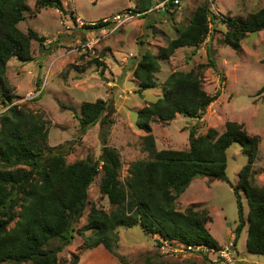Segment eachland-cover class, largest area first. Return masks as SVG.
I'll use <instances>...</instances> for the list:
<instances>
[{"label":"rangeland","instance_id":"374dc122","mask_svg":"<svg viewBox=\"0 0 264 264\" xmlns=\"http://www.w3.org/2000/svg\"><path fill=\"white\" fill-rule=\"evenodd\" d=\"M62 1L67 12L43 8L37 0H27L29 10L18 27L24 32L34 29L46 40L43 46L37 40L32 41L31 62L24 63L16 57L8 62L7 76L15 98L12 103L7 102L0 90V117L12 104L40 114L49 132V145L54 147L53 152L65 154L67 163L88 157L99 159L106 138L107 145L120 153V179L125 181L136 161L151 158L144 142L148 133L137 125L138 111L162 97L164 82L172 72L204 65L202 86L210 95L220 92L219 97L200 118L177 114L171 121L153 120L156 147L188 149L192 128H196L197 135H204L210 129L223 132L227 121L242 123L250 134L260 137L252 171L255 183L264 185V29L248 33L236 50L226 43L227 29L221 21L223 16L247 20L264 8V0H182L178 5L171 0H153L152 7L145 11L144 0ZM206 2L218 16L217 25L210 23L211 31L199 46H184L169 59H160L161 69L155 75L158 86L140 93L134 69L143 54L150 51L159 56L160 48L175 39L197 7ZM127 9L141 15L109 34L78 26L79 19L86 23L104 17L111 19ZM209 53L219 71L209 64ZM30 92L38 95L29 99ZM98 99L112 106L106 113L109 121H100L84 132L80 125L81 106L85 101ZM227 154L226 179L195 178L178 198L176 208L184 211L193 205L211 216L206 226L221 248L230 247L229 264H264V254H253L247 249L249 203L240 185L246 225L234 244V230L239 222L234 187L248 156L238 142L228 148ZM101 178L102 172L89 188L84 215L74 224L71 242L58 253L61 261L75 264L72 259L77 256L76 264H221L217 249L203 245L199 252L184 251L181 241L147 233L140 225L117 228L114 252L103 245L82 247L93 234L86 227L91 207L107 212L114 209L101 193Z\"/></svg>","mask_w":264,"mask_h":264},{"label":"trees","instance_id":"16d2710c","mask_svg":"<svg viewBox=\"0 0 264 264\" xmlns=\"http://www.w3.org/2000/svg\"><path fill=\"white\" fill-rule=\"evenodd\" d=\"M37 4L67 12L62 0H37ZM152 4L153 0H144V11ZM28 10L27 0H0V90L9 103L15 95L7 76L8 62L13 57L31 62L32 41L37 40L43 46L46 40L34 29L24 32L18 27ZM221 21L227 29L226 43L239 50L248 33L264 29V8L247 20L223 16ZM210 23L216 26L218 16L206 2L197 7L189 23L178 30L177 37L160 48L159 56L145 52L134 69L140 93L158 86L155 75L161 69L159 60L169 59L178 48L199 46L211 31ZM208 57L209 64L219 71L210 53ZM202 67L172 72L164 82L162 97L138 111L137 125L148 133L144 142L151 158L136 161L125 181L120 179V153L107 145L106 138L99 159L88 157L67 163L65 154L53 152L54 147L49 145V132L42 116L10 105L0 117V263L67 264L59 259L58 253L71 242L74 224L83 217L89 188L100 172L101 193L114 209L107 212L91 207L86 227L93 234L82 247L103 245L114 252L117 228L140 225L147 233L159 234L163 239L221 248L206 226L211 221L206 211L193 205L181 211L176 204L195 178L226 179L227 150L234 142L240 143L248 156L234 187L239 212L234 244L246 225L240 185L249 203L247 249L253 254H264V185L255 183L252 171L258 156L259 135L250 134L242 123L227 121L221 133L210 129L197 135L196 128H192L188 149L156 147L153 120L171 121L177 114L200 118L219 97L220 92L210 95L203 88ZM111 108L103 99L83 102L80 118L83 131L100 121L107 123L106 113ZM56 241L62 244L56 245ZM72 260L76 264L79 258L74 256Z\"/></svg>","mask_w":264,"mask_h":264},{"label":"built area","instance_id":"2783aa9c","mask_svg":"<svg viewBox=\"0 0 264 264\" xmlns=\"http://www.w3.org/2000/svg\"><path fill=\"white\" fill-rule=\"evenodd\" d=\"M182 0H171V2L173 4H180ZM141 15V13H137L134 12L131 9H127L124 10L122 13H118L116 15H114L111 19L104 17L99 21H91L90 23H86L84 20H78V26L85 28V29H89V30H94L97 29L99 30L98 33L102 34V35H106L109 34L111 32H114L116 30V28H118L121 24L129 21L131 18H135L136 16ZM37 94H32V92H30L27 95V98L31 99L36 97ZM181 243V248H183V250H187L189 252L191 251H202V249L204 248L203 245H193V244H186L183 242H179ZM209 249V248H208ZM215 250V249H212ZM218 254H219V260L221 261V264H229L232 261V257H231V251H230V247H224L221 249H217Z\"/></svg>","mask_w":264,"mask_h":264},{"label":"clouds","instance_id":"9594fccd","mask_svg":"<svg viewBox=\"0 0 264 264\" xmlns=\"http://www.w3.org/2000/svg\"><path fill=\"white\" fill-rule=\"evenodd\" d=\"M13 105H14V104H13ZM7 109H8V107H7ZM7 109H6V110H7ZM6 110H5V111H6Z\"/></svg>","mask_w":264,"mask_h":264}]
</instances>
